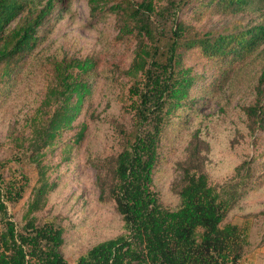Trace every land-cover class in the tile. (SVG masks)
Returning <instances> with one entry per match:
<instances>
[{"label": "trees", "instance_id": "obj_1", "mask_svg": "<svg viewBox=\"0 0 264 264\" xmlns=\"http://www.w3.org/2000/svg\"><path fill=\"white\" fill-rule=\"evenodd\" d=\"M61 1L0 0V98L9 94L32 57L37 63L43 57L34 53L43 38L41 29L46 36L50 33L44 25L57 17ZM111 1L110 10L121 21L117 39L137 40L126 70L132 77L128 89L132 128L122 150L113 157L112 169L99 174L102 194L114 200L125 222L124 232L98 242L71 263L62 249L64 226L54 218L40 220L32 215L53 183L41 171V185L33 189L35 198L19 225L9 209L23 197L25 186L6 179L0 169V264H238L245 246L243 233L237 224L224 220L248 191L251 167L244 162L238 167L237 180L213 184L205 156L193 139L180 164L177 208L161 202L154 174L170 131L177 125L180 128L188 110L195 111L202 99L208 102L215 96L234 68L248 59L259 60L257 88L264 95V0H167L164 6L155 0L90 3L96 11ZM184 7L192 10L197 21L215 15L232 20L222 28L201 29L180 16L178 11ZM256 12L263 18H255ZM193 50L205 58L204 64L216 66L215 79L205 86L198 79L204 75L195 74L186 63ZM97 54L44 59L53 77L47 97L57 105L46 124L37 129L35 149L41 150L72 126L92 92L93 76L100 66ZM245 110L251 129L264 128V104L258 101ZM84 131L85 125L75 142ZM68 145L72 148L73 143Z\"/></svg>", "mask_w": 264, "mask_h": 264}, {"label": "rangeland", "instance_id": "obj_2", "mask_svg": "<svg viewBox=\"0 0 264 264\" xmlns=\"http://www.w3.org/2000/svg\"><path fill=\"white\" fill-rule=\"evenodd\" d=\"M155 2L164 6L167 0ZM112 3L93 11L90 0L59 2L57 17L52 16L44 25L50 27V33L46 36L41 29L43 38L35 48V55L43 57L38 63L32 57L9 94L0 98V169L6 179L25 186L23 197L10 213L19 225L24 222L43 171L53 187L32 215L40 220L54 218L64 226L62 249L71 263L98 242L124 232L125 222L114 200L102 194L99 174L104 176L112 169L113 157L122 150L125 135L132 128L128 94L132 77L126 70L137 40L117 39L121 21L118 13L110 10ZM178 13L201 29L222 28L232 20L215 15L197 21L185 7ZM258 14L254 17L263 18ZM91 53H98L100 66L81 112L50 144L35 149L37 129L46 124L57 105L47 97L53 77L44 59ZM189 53L186 63L193 66L195 74L204 75L198 78L202 85L215 79L216 66L204 64L198 50ZM261 68L259 60H246L233 69L227 83L220 84L215 96L208 102L202 99L195 111L188 110L181 127H174L164 139L154 174L161 202L177 208L181 202L180 164L187 158L193 139L205 156L213 184L237 180L238 167L244 162L251 167L248 191L224 220L237 224L243 233L245 246L238 264H264V128L251 129L245 110L258 101L264 104V95L257 88ZM84 125L83 138L75 142ZM68 143H73L72 148Z\"/></svg>", "mask_w": 264, "mask_h": 264}]
</instances>
